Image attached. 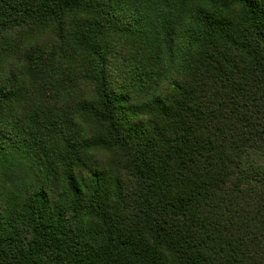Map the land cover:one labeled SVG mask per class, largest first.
Listing matches in <instances>:
<instances>
[{"label": "trees", "instance_id": "obj_1", "mask_svg": "<svg viewBox=\"0 0 264 264\" xmlns=\"http://www.w3.org/2000/svg\"><path fill=\"white\" fill-rule=\"evenodd\" d=\"M0 264H264V0H0Z\"/></svg>", "mask_w": 264, "mask_h": 264}]
</instances>
